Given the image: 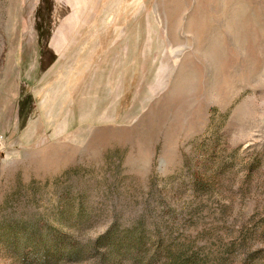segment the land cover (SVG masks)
I'll return each instance as SVG.
<instances>
[{
    "label": "rangeland",
    "instance_id": "rangeland-1",
    "mask_svg": "<svg viewBox=\"0 0 264 264\" xmlns=\"http://www.w3.org/2000/svg\"><path fill=\"white\" fill-rule=\"evenodd\" d=\"M0 136V264H264V0H0Z\"/></svg>",
    "mask_w": 264,
    "mask_h": 264
},
{
    "label": "built area",
    "instance_id": "built-area-1",
    "mask_svg": "<svg viewBox=\"0 0 264 264\" xmlns=\"http://www.w3.org/2000/svg\"><path fill=\"white\" fill-rule=\"evenodd\" d=\"M3 142V138L0 136V145L2 144Z\"/></svg>",
    "mask_w": 264,
    "mask_h": 264
},
{
    "label": "bare ground",
    "instance_id": "bare-ground-1",
    "mask_svg": "<svg viewBox=\"0 0 264 264\" xmlns=\"http://www.w3.org/2000/svg\"><path fill=\"white\" fill-rule=\"evenodd\" d=\"M167 100V99H166Z\"/></svg>",
    "mask_w": 264,
    "mask_h": 264
}]
</instances>
